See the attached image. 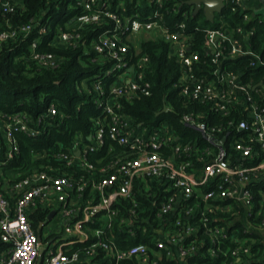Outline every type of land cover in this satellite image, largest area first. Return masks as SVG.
Returning <instances> with one entry per match:
<instances>
[{
	"label": "built area",
	"instance_id": "2783aa9c",
	"mask_svg": "<svg viewBox=\"0 0 264 264\" xmlns=\"http://www.w3.org/2000/svg\"><path fill=\"white\" fill-rule=\"evenodd\" d=\"M13 1L0 0V14L14 12ZM147 1L151 12L145 15L128 14L123 4L113 10L105 0H82L85 13L53 40L64 48H77L87 28L105 27L91 41L89 53L95 54L94 62L108 68L92 82V90L87 89L97 94L94 102L102 112L92 119L90 133L77 134L68 149L44 152L58 165L35 170L9 185L0 163V264H38L42 248L41 264H92L98 249L117 264L132 258L153 264V250L184 262L205 246L212 257L226 256L221 264H264V252L259 256L260 250L264 251V81H248L245 71L247 67H264V57L254 51L251 42L254 28L208 29L198 49L195 35L201 28L190 29L182 20L164 18L165 10L168 14L183 12L186 18L188 11H182L181 2L175 0L169 11L168 1L173 0ZM222 1L224 9L215 19L229 6L233 12L245 10L243 20L249 25L264 22L260 14L264 5ZM37 25L33 20L0 30V47L21 37L27 39ZM152 34L150 39H163L169 45V55L180 64L175 85L179 95L188 106L200 107L181 116V122L199 138L178 134L166 123L154 130L139 126L121 104L122 99L151 94V83L146 80L150 58L141 55L130 38ZM39 44V38L30 44L32 59L43 67L57 68V56L39 52ZM108 78L115 81L107 92L103 82ZM82 84L86 91V82ZM59 114L51 105L37 121L24 113L2 121L7 161L19 153L16 133L37 138L46 131L44 117ZM91 156L97 157V163L91 162ZM152 182L163 189L156 218L163 219V228L156 230L160 237L153 250L143 242L121 249L112 232L113 223L121 217L116 207L123 201L131 204L127 216L119 220L126 242L135 239L140 229L146 234L147 227L138 224L146 218L137 212V196L141 192L158 197V192L151 193ZM36 211H55L68 237L58 239L45 233V222L36 232L29 218ZM219 212H232V217H218ZM168 215L175 217L178 232L167 228ZM236 220L245 222L242 239L238 238ZM202 231L210 237L208 246L199 238ZM254 233L263 238V248L256 252L248 244L256 243L250 240ZM227 241L235 246L225 249Z\"/></svg>",
	"mask_w": 264,
	"mask_h": 264
},
{
	"label": "trees",
	"instance_id": "16d2710c",
	"mask_svg": "<svg viewBox=\"0 0 264 264\" xmlns=\"http://www.w3.org/2000/svg\"><path fill=\"white\" fill-rule=\"evenodd\" d=\"M105 1L110 3L113 10L123 4L128 9V14L141 12L147 15L151 12L147 6V0ZM189 1L191 0H178L183 4L182 11H188L186 18L181 15L183 12L168 14L166 10L164 11V18L169 22L182 20L190 29L201 28L195 35L196 42L199 44L197 45L198 49L201 48L205 40L206 30L221 27L234 30L241 26L254 28L255 33L251 39L253 49L264 57V22L256 21L249 25L243 20L245 10L239 9L237 12H233L229 6L222 15H217L214 22H210L206 20L202 11L195 15L193 7L187 5ZM81 2L82 0H20L19 3L13 1L14 12L6 15L0 14V30L7 29L9 26L15 28L26 25L33 20L38 23L27 39L21 37L0 47V163L3 164V176L9 185L29 176L35 170L46 169L50 165H58L53 158L44 156V152L51 149H68L77 134L88 135L90 133L93 124L92 119L101 115L102 111L97 108L94 102L97 94L95 92L89 93L87 89L92 90V82L97 77L102 76L108 68V66L94 62L95 54L89 53L91 41L105 27L92 26L87 28L84 31V38L77 48H64L53 42L62 30H67L70 27L74 18L85 13ZM175 3V0L168 1L169 11ZM161 12L163 14V10ZM42 29L46 31L41 33ZM36 38L40 39L39 52L54 54L60 60L57 68L43 67L32 59L30 44ZM140 46L141 55L150 58V64L146 70V80L151 83V94L149 96L139 94L132 100L122 99L121 104L124 105L125 112L133 117L139 126L154 130L162 128L163 123H166L172 126L178 134L185 135L188 133L192 138H199L198 133L190 130L181 122V116L184 113L194 109L199 110L200 107L188 106L179 95V89L175 85L180 77L181 68L177 59L169 55V45L163 39H147ZM245 71L248 81H253L255 84L264 81V67H247ZM114 81V78H108L103 82L107 92ZM83 82H86V91ZM51 105L57 107L59 116H45L43 122L46 131L37 138L16 133L14 138L19 153L12 160L7 161L6 149L8 146L1 122L7 121L8 117L17 113H24L32 120L37 121L40 116L46 115ZM165 106H168L170 110L163 113ZM113 146L118 149L115 144ZM90 160L92 163H97L96 156H91ZM151 185V193L158 192V197H149L141 192L137 196L139 201L137 212L140 213V218H146L145 222L138 224L147 227L146 234L143 233V229H140L135 239L126 242L127 235L124 227L119 225V220L121 217L127 216L131 204L123 201L116 207L120 210L121 217L113 223L112 232L115 236V242L121 249L143 242L153 250L160 237L156 234V230L163 228V219L159 221L156 218L159 204L163 201V189L156 182H152ZM138 186L142 187V182H139ZM144 209L146 212H143ZM48 215V212L43 213L41 211L32 212L29 215L36 232ZM218 217L230 218L232 212L225 214L219 212ZM165 219L169 223L167 228L172 232H178L179 227L174 225L175 217L168 215ZM236 221H238V238L242 239L244 238L242 231L245 228V222L244 220ZM93 227H96V223ZM199 238L204 240L207 246L210 244V237L203 231ZM250 240H256L253 245L251 241L248 243L252 246L253 252L263 248L262 237L254 233L250 236ZM89 244L82 245V247ZM234 246V243L228 241L224 244L225 249ZM2 248L3 245L0 244V251ZM207 249L208 247L205 246L197 255L189 257L184 262L179 259L167 258L163 252L158 255L156 250L150 252V259L153 264H221L226 261L224 254L212 257L208 255ZM263 252L261 249L259 256ZM91 263L117 264L112 258L106 257L101 249H98V255L92 259ZM119 264H141V262L137 258H132Z\"/></svg>",
	"mask_w": 264,
	"mask_h": 264
},
{
	"label": "water",
	"instance_id": "95a60500",
	"mask_svg": "<svg viewBox=\"0 0 264 264\" xmlns=\"http://www.w3.org/2000/svg\"><path fill=\"white\" fill-rule=\"evenodd\" d=\"M187 5L193 7L195 15H198L202 11L205 15L206 20L210 22H214L216 14L222 13L224 9V3L222 0H191L187 2ZM260 14L264 15V11H261ZM166 112H167V106H165L163 110V113ZM55 214H56L55 211L50 213V215L48 216L49 222L52 221ZM39 239L42 240L41 235ZM44 255H45V249L42 248V250L40 251L41 257L38 260V264H41L43 262Z\"/></svg>",
	"mask_w": 264,
	"mask_h": 264
},
{
	"label": "rangeland",
	"instance_id": "374dc122",
	"mask_svg": "<svg viewBox=\"0 0 264 264\" xmlns=\"http://www.w3.org/2000/svg\"><path fill=\"white\" fill-rule=\"evenodd\" d=\"M150 38H154L153 34L152 35H141V36H137V37H131L130 42L132 45L137 47L138 50H140L141 49V46H140L141 43L144 40H147ZM49 231L53 235H56L58 237V239L68 237L64 231V224L60 221V218L58 216L55 217L53 221L48 222L47 226L45 227V233H47Z\"/></svg>",
	"mask_w": 264,
	"mask_h": 264
},
{
	"label": "crops",
	"instance_id": "0c3cea01",
	"mask_svg": "<svg viewBox=\"0 0 264 264\" xmlns=\"http://www.w3.org/2000/svg\"><path fill=\"white\" fill-rule=\"evenodd\" d=\"M14 1H16V2H20V0H14ZM246 5H248V6H252V7H259V6H262V5H264V0H247V2H246ZM52 212H54V211H51L50 213H52ZM56 213V212H55ZM50 215V214H49ZM56 215V214H55ZM54 218H55V216L53 217V219H52V221L54 220ZM45 222V227L47 226V224H48V216H47V219L44 221ZM51 222V221H50ZM49 233H51L50 231H49ZM52 234V233H51Z\"/></svg>",
	"mask_w": 264,
	"mask_h": 264
},
{
	"label": "flooded vegetation",
	"instance_id": "af4514ba",
	"mask_svg": "<svg viewBox=\"0 0 264 264\" xmlns=\"http://www.w3.org/2000/svg\"><path fill=\"white\" fill-rule=\"evenodd\" d=\"M43 238H45V237L43 236Z\"/></svg>",
	"mask_w": 264,
	"mask_h": 264
}]
</instances>
